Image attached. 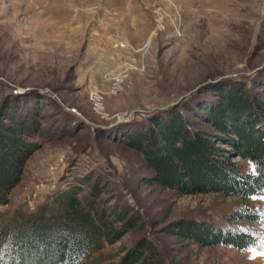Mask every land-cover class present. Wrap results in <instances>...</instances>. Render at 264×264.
Here are the masks:
<instances>
[{"label":"rangeland","instance_id":"rangeland-1","mask_svg":"<svg viewBox=\"0 0 264 264\" xmlns=\"http://www.w3.org/2000/svg\"><path fill=\"white\" fill-rule=\"evenodd\" d=\"M240 87L264 99V0H0V113L19 100L42 118L41 147L0 210L36 212L55 191L90 177L109 205L141 220L105 255L118 258L144 238L164 264H264V196L179 195L148 183L142 155L127 145L170 109L211 129L190 112ZM237 211L260 219L238 220ZM180 219L259 242L245 251L200 248L166 232Z\"/></svg>","mask_w":264,"mask_h":264},{"label":"trees","instance_id":"trees-1","mask_svg":"<svg viewBox=\"0 0 264 264\" xmlns=\"http://www.w3.org/2000/svg\"><path fill=\"white\" fill-rule=\"evenodd\" d=\"M218 95L202 113L190 112L211 129L170 109L128 136L127 145L142 155L151 172L148 183L182 196L216 193L241 200L264 196V99L256 100L244 87ZM20 102L0 113L1 207L10 203L27 162L41 147L37 138L42 137V118L33 116L34 109L23 111ZM236 160L250 162L254 171L243 172ZM91 181L82 178L55 191L36 212L19 210L11 216L0 210L3 264H164L157 247L144 238L118 258L103 253L106 246L138 230L141 220L128 209L109 205L99 183L90 185ZM235 218L254 223L260 219L253 211H237ZM165 230L200 248L245 251L259 242L249 232L212 221L180 219Z\"/></svg>","mask_w":264,"mask_h":264},{"label":"snow or ice","instance_id":"snow-or-ice-1","mask_svg":"<svg viewBox=\"0 0 264 264\" xmlns=\"http://www.w3.org/2000/svg\"><path fill=\"white\" fill-rule=\"evenodd\" d=\"M0 264H3V257L2 256H0Z\"/></svg>","mask_w":264,"mask_h":264},{"label":"bare ground","instance_id":"bare-ground-1","mask_svg":"<svg viewBox=\"0 0 264 264\" xmlns=\"http://www.w3.org/2000/svg\"><path fill=\"white\" fill-rule=\"evenodd\" d=\"M96 29V28H95ZM100 33V32H99ZM101 35V34H100ZM93 36H95V35H93ZM97 37V36H96ZM100 39V38H99ZM103 40V39H102ZM97 43V42H96Z\"/></svg>","mask_w":264,"mask_h":264}]
</instances>
